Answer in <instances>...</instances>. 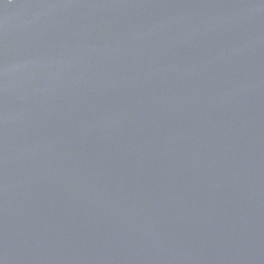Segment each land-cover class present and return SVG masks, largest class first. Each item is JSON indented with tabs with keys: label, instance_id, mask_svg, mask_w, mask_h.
Segmentation results:
<instances>
[{
	"label": "water",
	"instance_id": "95a60500",
	"mask_svg": "<svg viewBox=\"0 0 264 264\" xmlns=\"http://www.w3.org/2000/svg\"><path fill=\"white\" fill-rule=\"evenodd\" d=\"M0 264H264V0H0Z\"/></svg>",
	"mask_w": 264,
	"mask_h": 264
}]
</instances>
